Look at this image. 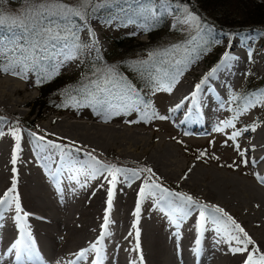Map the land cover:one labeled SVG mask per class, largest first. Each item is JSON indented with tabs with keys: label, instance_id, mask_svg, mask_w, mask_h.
I'll return each mask as SVG.
<instances>
[{
	"label": "rangeland",
	"instance_id": "1",
	"mask_svg": "<svg viewBox=\"0 0 264 264\" xmlns=\"http://www.w3.org/2000/svg\"><path fill=\"white\" fill-rule=\"evenodd\" d=\"M190 1L191 4L189 1L182 4L179 0H0V27L2 33L11 35L8 41L10 45L0 48V145L3 140L9 139L6 147H10V150L6 148V158L14 150L16 160L20 162L23 156H28L33 160L29 166L38 171H44L43 164L51 157L68 165L69 176L75 180L84 172L94 179L103 173V176L110 174L118 179L121 177L119 180L124 182L122 184L126 189L137 188L138 205L156 204L163 207L172 202L171 205L184 209L183 220H194L200 213L204 214L207 220L227 227L224 228L227 233L240 242L230 226L234 222L251 221L244 231L247 237L254 239V221L250 217L247 220V211L240 215L246 210L243 206L236 204L233 209L236 212L232 214L227 209L228 216L231 215V221H228L218 213L205 212L196 202L203 199L205 185L208 190L211 188L208 187L211 185L210 179L217 173L257 184L253 177L242 171L250 173L257 166L252 165L250 159L255 149H247V143L255 139V134L264 125V87L258 88L256 83L260 80V84L264 85V35L260 31H244L242 36L225 33L207 25L204 20L237 19L255 0H209L205 5L200 0ZM160 17L165 19V30L171 32H162L149 40L145 33ZM108 38L122 39L123 45L134 46L120 49L118 60L145 65L158 56L156 79H166V76L174 74L172 86L168 88L160 84L148 97V104L145 103L140 110L128 105H100L94 102L92 107H81L75 103L60 106L56 102L54 105L59 110L52 106L32 111L38 77L48 79L77 72L82 54L94 58L97 51L109 50ZM63 42L71 45L63 46ZM49 43L59 45L54 47L53 53H49ZM231 46L233 51H239L246 59V68L240 79H227L218 84L217 91L209 97L215 115H211L205 125L202 117L194 116V107L202 97L197 93L208 77L213 76V71L225 60V56L230 54ZM34 49L39 53L32 55L30 50ZM157 53L168 54L172 61L165 65L164 56ZM39 56L43 57L38 59ZM36 59L41 64L37 70L29 66ZM213 60L215 63L211 64ZM248 83L250 85L243 93L244 100L240 102L234 93ZM181 85V95L186 91L196 92L192 98L185 97L175 107L177 109L171 108L170 97ZM117 96L118 99L126 98L121 92ZM238 105L240 108H237ZM29 122L33 129L26 126ZM108 125L112 128L106 134L120 139L131 136L140 147H144V151L141 153L140 147L132 150L117 142L112 144L114 150L102 153L103 146L96 140L100 134H104L101 127ZM43 127L44 131L40 129ZM151 155L165 156L175 167L170 163L171 166L168 164L165 168L156 166ZM144 163H149L148 167ZM177 167L181 168L177 170ZM197 170L204 176L201 185L192 187V190L187 186L182 187L185 177ZM62 174L66 175L64 172ZM47 178L51 179L49 176ZM145 186L148 190H144ZM244 250L250 260L258 254L254 246Z\"/></svg>",
	"mask_w": 264,
	"mask_h": 264
},
{
	"label": "bare ground",
	"instance_id": "2",
	"mask_svg": "<svg viewBox=\"0 0 264 264\" xmlns=\"http://www.w3.org/2000/svg\"><path fill=\"white\" fill-rule=\"evenodd\" d=\"M231 50L197 93L202 97L194 107V116L202 117L205 125L210 120L209 117L215 115L209 97L217 91L218 84L227 79H240L246 68V59L239 51H233V46ZM262 59V56L259 57L260 64ZM182 85L170 97L171 108L179 106L185 97H191L196 92L186 91L181 95ZM101 128V133L104 134H100L96 141L103 146L102 153L107 154L114 150L112 144L117 142L134 150L140 147L131 136L126 135L127 139H120L106 134L112 128L109 125ZM40 129L44 131L45 127ZM254 138L247 143V149H255L250 159L252 165L257 166L250 173L245 170L242 172L253 177L257 184L217 173L210 179L211 185L208 187L211 188L208 190L205 185L203 199L196 202L205 212L218 213L228 221H231L228 211L232 214L236 204L243 206L246 210L240 215L247 211V220L248 217L253 219L252 224L256 229L253 233L256 237L251 239L244 231V228H249L251 221L234 222L230 228L241 242L227 233L224 229L227 227L207 220L204 214L200 213L194 220H183L184 209L182 206L171 205L172 202L163 207L156 204L138 205L137 188L126 189L122 184L124 182L119 180L121 177L118 179L117 176H109L110 174L103 176V173L94 179L83 171V175L75 180L69 176L68 165L51 157L45 158L44 171L30 167L32 159L28 156H21L20 162L16 160L14 150L6 158V144L9 139H5L0 145V264H264V125ZM140 149L142 153L144 147L141 146ZM150 158L156 166L164 167L170 163L175 167L165 156L160 158L151 155ZM148 164L144 163V166L148 167ZM181 167H177V170ZM192 172L185 177L182 187L191 189L201 185L204 178L202 173L198 170L194 174ZM47 176L51 179L48 180ZM144 190H148L147 187ZM251 246L257 248L258 254L250 260L244 249L250 250Z\"/></svg>",
	"mask_w": 264,
	"mask_h": 264
},
{
	"label": "trees",
	"instance_id": "3",
	"mask_svg": "<svg viewBox=\"0 0 264 264\" xmlns=\"http://www.w3.org/2000/svg\"><path fill=\"white\" fill-rule=\"evenodd\" d=\"M174 1V0H171ZM180 3L190 0H179ZM202 5L207 4L209 0H200ZM215 1H213L214 4ZM207 25L222 30L225 33H238L242 36L244 31H260L264 35V0H255L251 2L246 8L244 13L237 19L226 18L214 20H206ZM42 27L41 23H39ZM166 23L163 17H160L149 26L145 35L151 40L153 36L159 34L168 33L171 31L165 30ZM21 37V35H19ZM31 36V31L28 38ZM10 33H2L0 27V48H5L10 45ZM19 37V38H20ZM109 50L97 51L96 57H86L84 54L81 55V65L77 72H72L68 75L53 76L48 79L38 77L37 85L35 90L37 92L36 100L32 106V111H38L42 107H54L59 110V107L55 106L56 102L60 106L68 104H77L81 107H92L94 102L100 105L115 104V105H128L129 107L140 110L146 103L148 104V97L157 90L160 84H164L165 87L170 88L175 81L174 74L168 75L161 80L156 79L158 68L157 61L158 56H154L151 61L145 65L132 64L124 60H118L117 57L120 54V49H128L134 47L133 45H123L120 39H111ZM39 40V38H38ZM148 40V41H149ZM39 42V41H38ZM49 49V53L54 52V47L59 45H52ZM63 46H70L71 43L63 42ZM146 45V44H144ZM61 46V45H60ZM43 50V49H42ZM46 52V51H41ZM33 55L38 54L39 51L36 49L30 50ZM158 54V53H157ZM158 55L164 56L165 65L172 61L171 57L159 53ZM53 56V55H52ZM52 56H50L52 58ZM43 56H39L41 58ZM38 59L34 60L30 67H36V70L41 67ZM215 59V57H214ZM25 63V62H24ZM215 63V60L211 64ZM50 65V64H49ZM47 65V66H49ZM50 69V68H49ZM258 88L264 87L260 84V80H257ZM243 86L238 92L234 93L240 102L244 100L247 86ZM121 92L126 98L118 99L117 93ZM99 105V106H100ZM35 107H37L35 109ZM105 107V106H101ZM237 108H240L238 105ZM32 115V114H31ZM35 116V115H34ZM29 129L32 128V123L29 122L26 125Z\"/></svg>",
	"mask_w": 264,
	"mask_h": 264
}]
</instances>
